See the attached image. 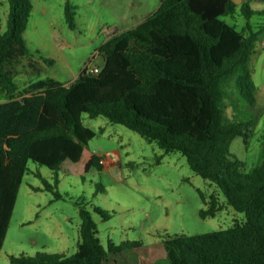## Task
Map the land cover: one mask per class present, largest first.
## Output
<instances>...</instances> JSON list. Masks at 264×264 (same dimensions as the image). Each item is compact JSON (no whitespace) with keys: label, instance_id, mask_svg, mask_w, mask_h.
I'll list each match as a JSON object with an SVG mask.
<instances>
[{"label":"trees","instance_id":"16d2710c","mask_svg":"<svg viewBox=\"0 0 264 264\" xmlns=\"http://www.w3.org/2000/svg\"><path fill=\"white\" fill-rule=\"evenodd\" d=\"M6 1L7 24L0 32V250L27 163L47 168L55 179L63 162L76 164L87 150L95 133L65 117L76 112L122 125L163 154L179 152L195 175L215 185L225 203L244 215L243 223L225 230L167 236L161 241L167 264H264V157L245 172L229 153L233 139L246 144L255 128L249 113L244 119L237 114L255 102L248 63L264 27L252 30L250 20L264 13L252 10L249 0L239 6L231 0H161L144 21L101 44L97 74L83 71L65 85L38 79L41 67L22 37L30 0ZM237 9L245 20L240 30L224 21ZM73 10L65 0L70 29ZM23 59L35 80L19 88L16 68ZM99 160L93 156L92 166L101 168ZM43 188L59 198L53 187ZM217 211L212 197L199 216ZM93 212L108 219L97 208ZM78 216L73 254L9 256V264H104L106 252L90 214L80 207ZM115 249L107 242L108 252Z\"/></svg>","mask_w":264,"mask_h":264},{"label":"rangeland","instance_id":"374dc122","mask_svg":"<svg viewBox=\"0 0 264 264\" xmlns=\"http://www.w3.org/2000/svg\"><path fill=\"white\" fill-rule=\"evenodd\" d=\"M30 2L32 11L22 37L35 65L41 67L38 79L53 78L67 85L85 68L101 69V44L144 21L161 0H68L74 7L73 29L64 19L65 0ZM249 6L264 13V1L249 0ZM7 13V1L0 0V32L6 29ZM239 15L237 9L233 18L224 21L240 30L245 20ZM250 24L252 30L264 27V16L252 17ZM39 57L53 64L45 66ZM16 69L19 88L35 80L26 60ZM248 69L255 102L241 107L237 115L244 119L249 113L255 128L246 144L237 137L229 145L230 156L243 164L245 172L264 157V32L256 38ZM65 117L81 122L95 135L81 160L63 162L55 179L47 168L27 163L0 250V264H9V256L33 257L64 248L66 256L73 254L79 241L80 207L95 224L106 252L104 264H167L161 246L167 236L215 232L245 221L242 213L225 203L215 185L189 169L179 152L163 154L154 143L101 116L91 119L68 112ZM93 156L106 160V166H92ZM43 184L53 187L59 198L42 189ZM31 187L41 190L32 193ZM212 197L218 211L213 217L201 218L199 212L207 210ZM93 208L108 219L102 220ZM61 234L68 239L65 245ZM107 242L117 249L108 252Z\"/></svg>","mask_w":264,"mask_h":264},{"label":"crops","instance_id":"0c3cea01","mask_svg":"<svg viewBox=\"0 0 264 264\" xmlns=\"http://www.w3.org/2000/svg\"><path fill=\"white\" fill-rule=\"evenodd\" d=\"M232 2H234L237 6H239V5H241V3L243 2V0H231ZM256 11V10H255ZM102 166V165H101ZM102 168V167H101ZM42 189H44L43 188V186H42ZM30 190H31V192L32 193H39L40 192V190H41V187L39 188V187H31L30 188ZM60 238L62 239V244H66V242H68V239L66 238V235L65 234H61L60 235ZM79 241H77L76 242V246H77V243H78ZM64 251H66V249L64 248V250L63 249H61L60 250V252H56V253H58V254H62V255H65V252ZM46 253V252H45ZM49 253H52V252H49Z\"/></svg>","mask_w":264,"mask_h":264},{"label":"built area","instance_id":"2783aa9c","mask_svg":"<svg viewBox=\"0 0 264 264\" xmlns=\"http://www.w3.org/2000/svg\"><path fill=\"white\" fill-rule=\"evenodd\" d=\"M84 71L88 74H97L98 73V69L96 67L94 68H85ZM99 164L102 166H106L107 161L104 159H100L99 160Z\"/></svg>","mask_w":264,"mask_h":264},{"label":"water","instance_id":"95a60500","mask_svg":"<svg viewBox=\"0 0 264 264\" xmlns=\"http://www.w3.org/2000/svg\"><path fill=\"white\" fill-rule=\"evenodd\" d=\"M257 1L263 2L264 0H257Z\"/></svg>","mask_w":264,"mask_h":264}]
</instances>
